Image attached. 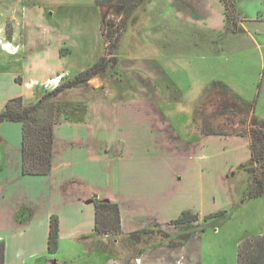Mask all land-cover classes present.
I'll list each match as a JSON object with an SVG mask.
<instances>
[{
	"label": "rangeland",
	"instance_id": "obj_1",
	"mask_svg": "<svg viewBox=\"0 0 264 264\" xmlns=\"http://www.w3.org/2000/svg\"><path fill=\"white\" fill-rule=\"evenodd\" d=\"M203 1L206 2L201 7L195 1L203 14L220 17L223 7L218 0ZM192 3L194 0H145L126 15L111 4L98 7L94 0H0V46L14 55L18 52L25 54L19 50L21 40L17 44L12 42L7 32L9 29L13 37L15 22L22 24L19 9L23 5H34L30 8V23L23 45L28 56L42 58L44 64L34 60L31 67L22 68V76L26 80L22 91L26 97H31L36 83L41 90L42 87L50 90L56 77L48 79L50 72L63 68L67 71L65 74L73 75L103 55L111 59L103 72L90 77L81 86L67 89L58 98L68 101L86 98L96 102L105 95L111 100L122 99L131 103L141 98L142 105L147 106L141 110L142 115L147 117L152 116L149 107L153 106L156 98L171 100V89L176 91L173 95L181 94L173 86L167 88L161 80L181 89L184 93L180 95L181 100L185 103L166 113L169 123L184 142L201 141L197 140L199 136L185 129L186 117L181 111L186 110L185 106L193 116L194 124L190 130L211 132L201 138L207 144L211 143L203 149V154L212 153L204 163V171L207 190L215 199L207 197L203 211H216L230 202L235 204L240 198L243 201L242 204L236 203L228 219L218 223L217 230L208 227L211 221L206 223L201 216L198 222L201 236L195 246H191V253L197 251L199 256L191 264H235L238 245L264 233V195L252 199L241 197V188L246 180L241 167L249 165L250 135L254 133L252 129L258 131L264 127V41L262 35L255 34L258 45L250 43L251 47H248L249 41L242 28L234 34L225 23L222 25V21L215 18L212 22L214 29L209 32L202 21L205 20L202 19L203 14L196 13ZM236 3L243 23L250 24L257 18V10L263 6L264 0H236ZM20 27L16 28L14 37H19L18 30L22 33ZM60 42H67L65 46L74 49L63 59H57L55 52ZM68 47H62V53H66ZM112 58L116 59L114 63ZM213 80L222 81L232 89L218 82L210 84ZM54 102L62 113L80 111L83 106L75 102ZM158 105L167 112L168 103L160 102ZM249 105H253L252 108ZM162 134L160 138L166 135L164 138L171 140L167 129ZM150 138L148 136L149 142ZM221 142L227 146L235 143L244 150L239 151L235 146L223 148ZM192 146L184 151H197ZM240 157L242 160L228 164L225 173L235 198L230 201L223 172L229 161L235 162ZM229 208H226L227 212ZM190 228L194 229L193 225ZM141 237L136 242L122 233H93L88 237L91 241L86 250L72 246L68 239H64L56 259L61 264H151L150 254L140 262L124 257L133 256L159 242L172 244L178 236L167 238L152 232ZM154 264L162 263L154 261Z\"/></svg>",
	"mask_w": 264,
	"mask_h": 264
},
{
	"label": "crops",
	"instance_id": "obj_2",
	"mask_svg": "<svg viewBox=\"0 0 264 264\" xmlns=\"http://www.w3.org/2000/svg\"><path fill=\"white\" fill-rule=\"evenodd\" d=\"M195 1L201 4L199 7L206 1L194 0L192 3L196 13L203 14ZM33 6L23 5L19 9L22 24L15 22L13 37L11 34L9 38L16 44L21 40L19 44L22 46L19 50L22 49L25 54L18 52L14 55L8 52L6 47L0 46V111L10 98L22 96L24 103L28 104L38 99V91H43L39 88V83L33 85L31 97H26L22 91L26 81L22 76V68L31 67L30 63L34 60L38 63L43 61L42 58H31L24 49L26 40L24 34H27L30 8ZM263 12L264 4L258 8L257 18L251 22L249 20L250 24H246L243 23L237 7L238 27L233 33L236 34L242 28L249 41L248 47H251L250 43L258 45L255 42V34L262 35L264 41ZM39 14L42 17L41 10ZM210 17L212 15L206 13L202 16V19H205L202 21L208 26L209 32L214 29L212 22L215 18ZM216 19H220L224 25V8L221 10L220 17ZM96 21L98 26L97 18ZM19 26H21L20 29L22 28V33L18 30L19 37H14L17 33L16 28ZM65 45L67 42L58 44L55 51L57 59H63L74 51L72 47ZM62 47H68L69 50L61 54ZM222 48L223 45H221ZM65 73L67 71L63 68L50 72L48 79L56 76L52 87L60 82L62 76L70 75ZM161 82L167 88L169 86L176 88L181 96L184 94L176 85H171L164 79ZM217 82L229 88L222 81L213 80L209 83ZM64 91L54 99L59 103L76 102L82 103L83 106L80 111L63 113L54 126L50 173L23 174L22 126L18 122L10 121H3L0 124V242L5 244L4 264H61L60 260L56 259V253L64 239H68L72 246L76 245L86 250L91 241L88 237L94 233L96 199L118 203L121 232L125 235L144 228L162 230L171 236L192 231L189 239L180 245L170 246L159 242L160 245L144 248L139 255H129L124 258L129 257L134 262H140L150 254L151 264H154V261L162 264L193 263L199 256V252L192 254L191 246L194 247L200 239L201 232L198 230L200 224L196 222L174 225L171 221L185 210L198 213L200 220L201 216L226 210L230 206L228 219L233 212V207L237 206L236 203H243L240 198L235 204L230 202L228 206L216 211H203L210 196L213 200L215 199L213 193L211 195L207 190L204 171V163L212 156V153L203 154V149H207L211 143L207 144L201 138L211 132L201 130L199 133L194 130L192 132L190 130L191 125L194 124L192 112L184 106L188 110H181L186 117L185 129L190 134L199 136L197 140L201 139V141L186 143L180 138L166 115L170 110L178 109L179 104L185 103L180 95H173L176 92L174 89H171L172 93H169L171 100L159 98L154 100L153 106L149 107L152 109V116L147 117L142 115L141 110L146 105H142L141 98L134 103L122 99L111 100L105 95H101L96 102L86 98L70 99L72 101L60 100L58 97ZM175 99L178 101L175 102ZM160 102L168 103L167 112L159 108ZM166 129L172 136V138L168 137L171 140L165 139L166 135L160 138V134ZM148 136L151 137V142ZM191 144L197 151L194 153L184 151ZM221 146L223 148L235 146L239 151L244 150L235 143L227 146L221 142ZM179 149L182 151L178 152ZM242 157L235 162L229 161L223 172L228 194L232 199L228 198L230 201L235 198L231 194L232 190L225 173L229 167L228 164H235ZM52 215L57 217L59 223L58 248L55 253H50L47 248ZM192 225L194 229L190 228ZM218 227L217 224L213 228L217 230Z\"/></svg>",
	"mask_w": 264,
	"mask_h": 264
},
{
	"label": "trees",
	"instance_id": "obj_3",
	"mask_svg": "<svg viewBox=\"0 0 264 264\" xmlns=\"http://www.w3.org/2000/svg\"><path fill=\"white\" fill-rule=\"evenodd\" d=\"M99 7L108 4L116 6L118 10L127 15L129 11L140 5L145 0H94ZM224 8L226 28L235 32L238 27V13L235 0H219ZM7 32V31H6ZM7 37H11L8 29ZM62 54V51H61ZM104 55L87 68L73 75L62 76L60 82L50 90L38 91V99L32 103H24L22 96L10 98L3 110L0 111V124L3 121L18 122L22 126V172L23 174H48L51 171L54 126L59 122L63 114L55 105L54 99L67 88L86 83L90 77L103 72L108 64ZM116 61L112 58V62ZM19 80V78H17ZM57 103H59L57 101ZM68 103V102H67ZM71 103V102H70ZM76 103V102H75ZM78 104V103H77ZM253 105H249L252 108ZM82 108V107H81ZM250 135V161L249 165L241 167L245 172V184L241 190L243 199H252L264 195V127ZM241 171V172H242ZM229 216L228 212L218 210L208 213L203 221H211L208 227H216L217 224ZM94 233L97 234H121V218L118 203L96 199L94 202ZM199 214L190 210L183 211L171 223L199 222ZM207 223V222H206ZM161 233L164 237H172L169 233L155 229H141L128 235L138 242L141 235L149 233ZM192 231L177 235L178 237L170 246L180 245L189 239ZM123 234V233H122ZM59 223L55 215H52L49 223L47 248L50 253H55L58 248ZM168 245V244H167ZM142 250L137 252L139 255ZM5 244L0 242V264H4ZM235 264H264V234L250 237L238 245Z\"/></svg>",
	"mask_w": 264,
	"mask_h": 264
},
{
	"label": "built area",
	"instance_id": "obj_4",
	"mask_svg": "<svg viewBox=\"0 0 264 264\" xmlns=\"http://www.w3.org/2000/svg\"><path fill=\"white\" fill-rule=\"evenodd\" d=\"M262 17L264 18V12L262 13Z\"/></svg>",
	"mask_w": 264,
	"mask_h": 264
}]
</instances>
